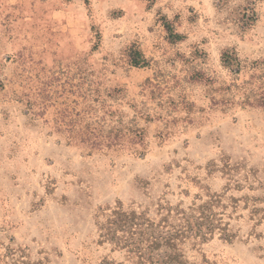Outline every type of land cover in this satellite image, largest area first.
Segmentation results:
<instances>
[{"label":"rangeland","instance_id":"374dc122","mask_svg":"<svg viewBox=\"0 0 264 264\" xmlns=\"http://www.w3.org/2000/svg\"><path fill=\"white\" fill-rule=\"evenodd\" d=\"M118 207L264 264V0H0V264H141Z\"/></svg>","mask_w":264,"mask_h":264},{"label":"trees","instance_id":"16d2710c","mask_svg":"<svg viewBox=\"0 0 264 264\" xmlns=\"http://www.w3.org/2000/svg\"><path fill=\"white\" fill-rule=\"evenodd\" d=\"M140 55L134 57V66L138 67L141 64ZM145 221L142 218L136 217L134 214H129L122 210L121 207H118L116 211L114 210L112 215L107 219L108 228L106 229L105 236L103 238V243L109 242L115 245L119 249L130 248V253L137 255V258L141 264H180L178 259L167 256L168 260L157 259L156 262H153L148 256L144 253V249L141 247L144 241L141 239L138 243L139 236L144 235L143 226ZM158 234V233H157ZM202 237L207 238V236L212 235V230L210 233H201ZM186 233L181 231L177 232L175 235L166 234V236H150L147 239L146 243H151L152 246H149V250L154 252L160 247H164L166 250H176V239L185 238ZM145 237L147 235H144ZM198 236V235H197ZM147 249V248H146ZM148 251V250H146ZM152 252H150L151 254ZM155 259V257H154Z\"/></svg>","mask_w":264,"mask_h":264}]
</instances>
